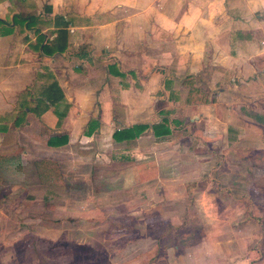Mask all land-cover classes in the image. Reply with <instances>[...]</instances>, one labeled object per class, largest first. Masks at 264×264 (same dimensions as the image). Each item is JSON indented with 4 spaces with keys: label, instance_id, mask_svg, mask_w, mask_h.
<instances>
[{
    "label": "crops",
    "instance_id": "crops-1",
    "mask_svg": "<svg viewBox=\"0 0 264 264\" xmlns=\"http://www.w3.org/2000/svg\"><path fill=\"white\" fill-rule=\"evenodd\" d=\"M57 112L65 113L60 124ZM161 122L169 134H155L153 126ZM142 125L147 128L141 132L115 138ZM182 131L196 141L166 149ZM23 133L34 153L93 140L100 146L105 139L132 155L154 153L157 183L166 179L163 171L183 169L174 153L191 155L186 168L199 169L193 184L212 185L202 175L216 160V141H246L249 149H233L236 157L248 150L264 155V146L256 145L264 139V0H0V148L18 145ZM56 136L67 142L50 146ZM222 159L215 170L224 173L231 165ZM35 161L36 168L58 160ZM143 177L130 181H149ZM213 196L211 202L219 200ZM240 203L234 210L226 204L218 214L238 219ZM166 210L162 216L183 211ZM201 210L190 212L212 214ZM209 240L216 243L193 256L178 252L176 244L153 246L165 264H250L249 257L238 258L241 247L228 261L233 243L224 252L221 236Z\"/></svg>",
    "mask_w": 264,
    "mask_h": 264
},
{
    "label": "rangeland",
    "instance_id": "rangeland-1",
    "mask_svg": "<svg viewBox=\"0 0 264 264\" xmlns=\"http://www.w3.org/2000/svg\"><path fill=\"white\" fill-rule=\"evenodd\" d=\"M180 133L166 149L196 141ZM19 138L18 145L0 148V264H165L155 243L165 248L176 244L178 252L193 256L204 245L215 244L209 238L218 236L224 252V245L233 243L227 255L241 247L238 258L243 262L249 257L250 264H264V155L248 150L236 157L233 149H249L246 141L240 140L242 146L224 139L213 143L216 160L202 175L213 183L198 186L193 181L199 169L185 166L193 163L191 155L174 153L181 156L183 169L163 171L166 179L157 183L154 153L132 155L106 139L100 146L93 140L60 151L37 148L34 153L28 134ZM256 145L263 147L264 139ZM24 149L32 153L24 155ZM45 156L58 160L52 162L56 166L35 168V158ZM223 157L231 165L224 173L215 170ZM137 174L149 181H130ZM182 176L185 181L175 179ZM213 195L219 200L211 202ZM237 202L243 209L238 219L218 214L226 204L234 210ZM163 208L183 211L166 217ZM204 208L212 211L209 217L190 212L202 213Z\"/></svg>",
    "mask_w": 264,
    "mask_h": 264
},
{
    "label": "trees",
    "instance_id": "trees-1",
    "mask_svg": "<svg viewBox=\"0 0 264 264\" xmlns=\"http://www.w3.org/2000/svg\"><path fill=\"white\" fill-rule=\"evenodd\" d=\"M21 113L24 114L25 113V110L22 109L21 110ZM57 114L59 116V122H58V124H60L61 121H62V119H63V117H64V115H65V113L63 114V113L57 112ZM23 118H24V115H22L20 117V119H23ZM20 119L18 118V121L16 122V124H20V123L22 124L23 120L22 121H19ZM165 122H161V123L155 124L153 126V130H154L155 134H162V135L169 134L170 131H169V128H168V126H167V124ZM146 128H147V126H145V125H142V126H134V127H132V129H127V130H122V131L117 132L115 134V138L117 140H123L127 136H129L130 134H133L134 135L135 133L141 132V131L145 130ZM66 142H67V138L66 137L64 138V137H58V136H56V137H51L49 139V141H48V144L50 146H60V145L65 144Z\"/></svg>",
    "mask_w": 264,
    "mask_h": 264
}]
</instances>
